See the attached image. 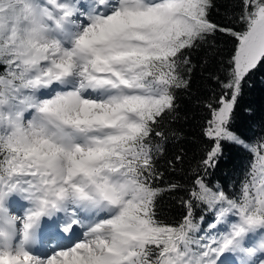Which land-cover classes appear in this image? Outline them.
Wrapping results in <instances>:
<instances>
[{
  "label": "snow or ice",
  "instance_id": "obj_1",
  "mask_svg": "<svg viewBox=\"0 0 264 264\" xmlns=\"http://www.w3.org/2000/svg\"><path fill=\"white\" fill-rule=\"evenodd\" d=\"M0 0V264H264V136L232 130L244 84L264 69V0ZM231 49L206 103L207 150L158 215V167L193 50ZM225 144L252 156L231 194L205 177ZM169 161L172 170L182 162ZM200 215L197 217V210ZM212 220L205 226L206 215Z\"/></svg>",
  "mask_w": 264,
  "mask_h": 264
},
{
  "label": "trees",
  "instance_id": "obj_2",
  "mask_svg": "<svg viewBox=\"0 0 264 264\" xmlns=\"http://www.w3.org/2000/svg\"><path fill=\"white\" fill-rule=\"evenodd\" d=\"M236 10L238 0H214L210 19L223 24ZM230 49L231 44L223 36H217L209 45L191 52L190 59L195 67L190 74V85L187 90L177 91V117L168 121L166 127V130H175L178 138H169L164 145V154L157 162L159 169L164 172L160 187H167L170 183L182 185L175 191L164 192L159 198L158 215L166 223H172L182 216L184 208L181 198L186 197L187 189L192 184L193 169L207 150L208 142L202 133L210 113L205 105L220 94L214 77L221 75L220 61L228 55ZM231 127L246 141L264 136V69L256 72L244 84ZM223 152L219 165L210 170L205 179L210 185L219 184L231 194L238 190L252 156L244 149L230 144H225ZM177 155L182 156L183 160L175 164L173 171L168 162ZM200 214L198 209L197 217ZM212 219L211 214L206 215L205 226Z\"/></svg>",
  "mask_w": 264,
  "mask_h": 264
}]
</instances>
